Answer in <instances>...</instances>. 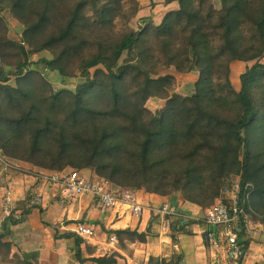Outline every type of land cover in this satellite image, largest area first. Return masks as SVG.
Instances as JSON below:
<instances>
[{"label":"trees","instance_id":"16d2710c","mask_svg":"<svg viewBox=\"0 0 264 264\" xmlns=\"http://www.w3.org/2000/svg\"><path fill=\"white\" fill-rule=\"evenodd\" d=\"M142 1L0 0L2 158L39 172L89 171L91 179L148 195L179 192L182 205L203 212L219 200L228 205L233 187L225 179L239 177V199L250 195L247 214L264 228V0H163L146 16ZM6 13L24 28L20 38ZM236 62L245 66L235 81ZM170 71L197 74L191 95L177 92ZM50 74L83 82L57 90ZM153 99L164 102L158 113L148 108ZM26 193L21 212L5 218L0 264H34L17 228L44 210ZM179 212L195 220L165 218L162 238L175 247L198 218ZM159 216L143 233L108 236L146 246L161 236L153 228ZM244 237L243 226L247 253ZM64 238L74 239L75 256L86 262V240L56 234ZM88 262L117 264L115 255ZM154 262L184 264L178 251Z\"/></svg>","mask_w":264,"mask_h":264},{"label":"crops","instance_id":"0c3cea01","mask_svg":"<svg viewBox=\"0 0 264 264\" xmlns=\"http://www.w3.org/2000/svg\"><path fill=\"white\" fill-rule=\"evenodd\" d=\"M26 169L29 171L27 173L32 175L36 172L49 174L36 171L31 167ZM1 170L2 168H0ZM9 173L2 172L1 180L3 185L2 183L0 184L2 185L0 189L4 191L3 186L4 188L10 187L12 189L14 197L13 213L18 214L21 212V200L28 194L26 191H29L23 190L25 183L33 187L32 191L34 193H31L32 197L35 194L36 197L39 196L43 200L41 203V207L44 210L43 214L40 215L38 212L33 213L28 217L24 226L17 228V234L28 237V239H25L26 243L22 245V248L27 259L34 264H94L88 261L104 257L109 258L112 255H115L117 264H149L150 258L168 262L175 251L181 253L184 264H226L225 262H227L224 251H216L209 245L208 239L204 235L206 228L209 229L208 226L206 227L205 221H203V225H200V221H198L189 227L188 230L191 232V235H180L178 237L179 243L176 247L167 239L162 238V231L159 230L161 216L154 222L153 227L161 236L150 240L146 246L138 245L128 240H121L119 237L116 245L110 244V237L108 236V232L110 231L130 230L143 233L150 224L151 218L154 215H160L157 213L150 215L148 207L159 209L166 202H170L172 208L178 211L179 209L181 210L184 206L182 205L181 196L162 197L154 194L148 195L144 191L133 189L140 203L146 208V211L140 221H130L128 215L122 210L108 212L102 209L94 198L84 197L74 200H64V195L58 186L48 185L37 177L27 179L25 176H20V178L15 173ZM21 185L22 187H20ZM22 191L23 194L18 200L15 193L20 194ZM2 198H4L3 194L0 196V223L3 230L5 218L3 215L4 201L2 202ZM185 206H189L191 212H194L193 208L196 207L194 205ZM185 214L193 215V217H202L201 215L196 216V214H191L186 210ZM44 222L50 224L52 227H45L43 225ZM80 222L87 223L95 229V236L86 240V243L82 245V259L86 260L84 263H80L74 254V239H56V234H69ZM98 228L102 234L96 236ZM235 230L238 232L243 230V223L241 221L238 222ZM198 232H200L202 237L200 238V243L196 245V239L199 237ZM36 234L40 235L35 236ZM103 235L104 239H102ZM223 243L225 244V242ZM139 247L143 249H139ZM248 253H245V257ZM245 259L242 264H247L248 257L247 261ZM253 259V264H256L255 258ZM153 264H156V262ZM158 264L160 263L158 262ZM257 264L262 263L258 262Z\"/></svg>","mask_w":264,"mask_h":264},{"label":"built area","instance_id":"2783aa9c","mask_svg":"<svg viewBox=\"0 0 264 264\" xmlns=\"http://www.w3.org/2000/svg\"><path fill=\"white\" fill-rule=\"evenodd\" d=\"M0 162L3 167L0 171V182L2 179V172L10 170L19 171L20 168L7 163L1 156ZM33 175L39 178L44 183L51 186H58L63 195L64 200H74L76 198L90 197L94 198L98 205L108 211H120L128 215L130 221H140L146 208L138 200L136 193L133 189L114 187L105 179H87L81 173L75 170H69L62 173H33ZM229 182V185L232 183ZM228 184V183H226ZM236 190L233 185L232 199H229V204L226 205L223 201H216L213 205L205 209L204 219L197 218L198 221H205L209 226H213L219 229L221 235L215 234L206 228L204 235L208 239L209 245L216 251H224L226 254V264H242L245 253L243 245L239 243V233L235 230V225L241 221L243 226L248 227V210L252 211L250 207V195L243 196L242 200L239 199V193L241 191L240 185ZM226 192V191H225ZM43 202L41 197L35 198L33 204L41 205ZM150 215L153 213L160 214V231L164 232L166 228L167 216H174L183 219V224L188 223L190 220H195L189 216L183 215L178 210L171 207L170 202H166L159 209L148 207ZM180 210V209H179ZM14 211V197L13 191L10 187L4 188V218L10 217ZM2 232V224L0 223V233ZM72 233L79 234L85 240H89L95 236L94 227L87 223H80L72 231ZM111 245L118 243V237L116 234H112L109 238ZM225 242V244L223 243ZM221 251V252H222Z\"/></svg>","mask_w":264,"mask_h":264},{"label":"rangeland","instance_id":"374dc122","mask_svg":"<svg viewBox=\"0 0 264 264\" xmlns=\"http://www.w3.org/2000/svg\"><path fill=\"white\" fill-rule=\"evenodd\" d=\"M153 2L155 4H157V10L156 11L160 10V7H161V4H162L163 0H143L142 1V5H143V8H144L143 9V15L144 16L149 14V8L151 7V4ZM6 16H7L6 18L8 19L9 23L12 22L11 15L6 13ZM11 26H12L11 35L14 38H20L19 31L23 32L24 28L21 25H17V24H15L13 22L11 23ZM33 59H37V56H34ZM244 66H245V64L244 63H240V62H236L234 64L233 68H234V79H235V81L238 80V74L242 71ZM168 73H170V74H172V75H174L176 77V79L178 81V84H179L178 89H177V92L179 94H181V95H191L192 94V91H193L192 90V86H193L194 82L197 79V74L196 73L191 74V75H181V74H179V73H177L175 71H170ZM56 76L57 75H55V74H50V78L49 79L54 83V87L57 90H59L62 86H67L70 89L74 90L76 85H78L79 83L83 82L81 79H76V80H71V81L67 80V81L63 82L61 80V78H59L58 76L56 77ZM235 84H237V83L235 82ZM163 104H164L163 101H159V100L153 99V100H150L147 105H148V108L150 110H152L153 112H157L158 113L162 109ZM20 165H22V164L17 165V167L20 168L19 171H14V173L17 174V176H19V177L20 176H25V177H27V179L35 178L34 175H32L30 173H27L29 171L26 168H30L31 167L30 165L29 166L28 165H23L26 168L21 167ZM9 174H13V172H10ZM81 175H83L87 179H91L89 177H92V175H91V173L89 171L82 172ZM225 180H226V183H228V184H229V182H227V180H229L232 183V186L234 185L236 190H238V185H235V184H238L237 182H238V180H240L239 177H231V178H227ZM0 184H1V182H0ZM18 184H19V181H18ZM1 186L2 185H0V187ZM20 187H22V185ZM3 188H4V186H3ZM23 190L32 191L33 187L30 186V184L25 183L24 186H23ZM1 194L4 195V191L0 189V196H1ZM15 194L17 196V199L19 200L20 196L23 194V191L20 194H17V193H15ZM172 196H181L182 197L181 193H179V192H177L175 195H172ZM38 197H36L35 194H34V198H38ZM232 197H233L232 194H229L228 195V200L229 199L231 200ZM3 201H4V198H2V202ZM224 202H225V200H224ZM225 203H227V202H225ZM15 204H16V198H15ZM250 207H251V205H250ZM182 208H184V211L186 210V211H188L191 214H196V216H200V215L204 216L203 210L200 209L199 207L193 208L194 212H191V208L189 206H184ZM248 221H249V224H248V227L245 228L244 241L247 240V242L249 243L250 251L248 249L249 253L247 251L248 254L245 257L246 258L245 261H247V257H248L247 264H253L254 263V259L253 258H255V263L260 262V263L264 264V228L258 222L257 219H253L252 220L249 217V214H248ZM199 224L201 225V223H199ZM237 226H238V223L235 225V227H237ZM238 233H240V232H238ZM100 234H102V232L98 228L96 236L100 235ZM198 234H199V237L196 239V245H198L200 243V238L202 237L200 232H198ZM102 239H104V235H103ZM102 239H101V241H103ZM184 243H185V241H184ZM139 249H143V248L139 247ZM152 259L155 260V261L157 260L155 258H150V260H152ZM150 260L148 262L149 264H151ZM245 261H244V263H245ZM144 263H146V261H144Z\"/></svg>","mask_w":264,"mask_h":264}]
</instances>
